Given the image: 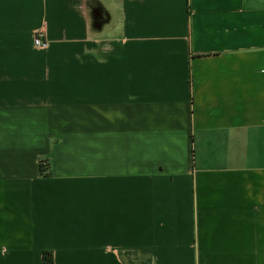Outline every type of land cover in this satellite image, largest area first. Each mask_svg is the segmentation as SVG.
Masks as SVG:
<instances>
[{"label": "crops", "instance_id": "1", "mask_svg": "<svg viewBox=\"0 0 264 264\" xmlns=\"http://www.w3.org/2000/svg\"><path fill=\"white\" fill-rule=\"evenodd\" d=\"M46 253L264 264V0H0V264Z\"/></svg>", "mask_w": 264, "mask_h": 264}, {"label": "built area", "instance_id": "2", "mask_svg": "<svg viewBox=\"0 0 264 264\" xmlns=\"http://www.w3.org/2000/svg\"><path fill=\"white\" fill-rule=\"evenodd\" d=\"M44 35L42 33L37 34L36 38H35V46L38 48H44L47 45V42L44 40ZM41 167L46 168V164L41 163Z\"/></svg>", "mask_w": 264, "mask_h": 264}, {"label": "trees", "instance_id": "3", "mask_svg": "<svg viewBox=\"0 0 264 264\" xmlns=\"http://www.w3.org/2000/svg\"><path fill=\"white\" fill-rule=\"evenodd\" d=\"M41 169H42V172L46 171V168L43 169V167H41ZM44 261H45V264H53L52 254L46 253Z\"/></svg>", "mask_w": 264, "mask_h": 264}]
</instances>
